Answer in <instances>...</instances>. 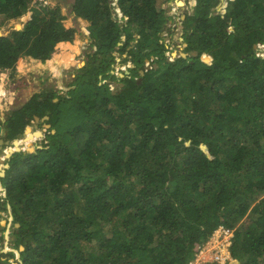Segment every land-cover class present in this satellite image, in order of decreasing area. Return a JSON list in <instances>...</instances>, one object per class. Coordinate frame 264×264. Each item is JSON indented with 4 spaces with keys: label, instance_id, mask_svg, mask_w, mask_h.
<instances>
[{
    "label": "trees",
    "instance_id": "trees-1",
    "mask_svg": "<svg viewBox=\"0 0 264 264\" xmlns=\"http://www.w3.org/2000/svg\"><path fill=\"white\" fill-rule=\"evenodd\" d=\"M116 1H74L96 50L67 93L43 89L6 121L27 144L2 178L23 264H187L220 226L236 228L239 264H264V0H192L173 60L164 0ZM28 11L0 35V68L60 48L39 66L61 78L78 29L38 0H0V27ZM116 51L133 63L121 77ZM36 116L51 125L42 148V133L22 138Z\"/></svg>",
    "mask_w": 264,
    "mask_h": 264
},
{
    "label": "rangeland",
    "instance_id": "rangeland-1",
    "mask_svg": "<svg viewBox=\"0 0 264 264\" xmlns=\"http://www.w3.org/2000/svg\"><path fill=\"white\" fill-rule=\"evenodd\" d=\"M38 1L42 5H46V6H50V7L59 6L61 8V14L65 16V18L63 19V22L66 25H73L74 27H76L78 29L75 43L79 42L80 52H79V54H77V57H76L78 61L76 63H74L75 65H73L69 68H65L63 70L64 71L63 76L61 78H59L48 67H44V68L40 67L39 66L40 62L36 63V64H35V62H33V64H28L27 67L30 68V70L26 69L25 73L23 75V78L20 79L18 84L14 85V87L19 88V92H21V94H22V96H21V94H19V96L17 97L16 100H27V97L30 95V93L34 95L37 92H39L40 90L42 91L43 89L54 90L55 92L59 93L60 95L67 93V91L71 88L70 84L73 83L77 74L80 73V69L87 63L88 54L93 53L96 50V47L91 45L92 40L90 38V31H89L90 22L81 18V17L76 16V13L74 12V9H73L74 0H46V2H45V0H43V1L38 0ZM162 1L163 0H159L158 3H161ZM191 1L192 0H171V1L164 0V2L162 3V8H164L167 11V15L173 17L172 20H170V23H169L167 29L164 30L162 33V35L165 37L166 42H169V46H170L169 49H171V52L167 53L169 56V60H173L178 55H181V53H185L184 48H185L186 44H185L184 38H183L184 27H183L182 21L185 19V16H186L185 12L186 11H188L190 13L193 12V8L190 6ZM225 2L226 1H224L223 4H221L219 7L220 9H222L221 10V11H223L222 13H224L223 7L226 5ZM112 3H113V5H117L116 0H112ZM118 11H119V15H123L120 12V10H118ZM25 20H26V15H23L22 17H20V21L16 24V27L19 29H22L24 26ZM2 27L4 28V30H3V28L0 27V31L3 33H8L9 31H11L12 27H14V26H12L10 29H7V27H5V26H2ZM170 41H171V43H170ZM59 50H60V48H58L56 50V52H54L52 54V57L49 60H47L46 62H43L41 64L47 66L48 62L51 59H53L55 53H57ZM114 54L117 55V58H116L117 62L114 64V66H115L114 72L121 77L122 74L124 75V73L129 72L128 69H129V67L133 66V63L130 61H128V62L122 61L123 58L127 57V53H123V56H121V53L116 51V52H114ZM184 57H186V56H184ZM146 65L150 66V61H147ZM19 66H20V64H18V67ZM62 82L65 83L66 85H68L67 88L64 87ZM112 88H116V85H114V83L112 85ZM29 90H30V93H28ZM58 112H59V110H58ZM72 113L73 112H67L65 114L61 113L60 115H58L59 117H58V120L56 123L57 127L64 125L68 121L71 122V119H73ZM41 119H39L37 125L34 123V121L31 122V125L33 126L35 133L42 132L43 135L45 136L48 129H50L51 125L48 123H45L46 120H41ZM44 136H42V138H35L36 141H34L33 143L38 145V146H42V143L45 141ZM21 147H20V149H21ZM6 151L8 152V150H6ZM31 152H35V150L34 151L32 150ZM1 173L4 174L3 171ZM0 199H1V197H0ZM3 209H5V208H3ZM12 212H13V210H12ZM15 223L16 222H15V217H14L13 218V224L10 227V231H11L10 235L13 236V240H12L11 244H9L10 245L9 247L11 249L5 250L7 242L5 243L4 234L3 233L1 234V237H0V264H13V263H18L19 259L22 260V257L18 256V254L16 253V251H18V250L20 251V246H19V248H17L18 246L15 245V243H14V240H16L14 231H15V227H17L15 225ZM2 231L3 232L6 231L5 227L2 228ZM232 233H233V235L231 237V243L229 245V247H231V249H232L233 241L235 238L236 228L232 229ZM218 235H219V231L216 230L215 233H213V235L208 239L209 241L207 243L212 242L213 239L214 240L218 239L219 244H221V245L223 244V246L227 247L226 241L223 240V236L219 237ZM21 246H23V245H21ZM231 249H230V251H231ZM11 252H14L15 256L11 255ZM21 254H22V251H21ZM22 262H23V260H22ZM233 262L235 264L240 263L237 259H235L232 256V252H231V257L226 260L225 264H232Z\"/></svg>",
    "mask_w": 264,
    "mask_h": 264
},
{
    "label": "crops",
    "instance_id": "crops-1",
    "mask_svg": "<svg viewBox=\"0 0 264 264\" xmlns=\"http://www.w3.org/2000/svg\"><path fill=\"white\" fill-rule=\"evenodd\" d=\"M24 15H26V20L24 22V24H25L29 20V17L32 15V11H28L27 14H24ZM19 21H20V17L15 18V19H10L6 23V25H4V26L7 27V29H10L12 26H14V27H12L11 31L14 29L18 30L19 28L16 27V24ZM1 28H3V27H1ZM3 30H4V28H3ZM2 33L3 32L0 31V34H2ZM8 33H3V34H8ZM68 43L72 44L71 42H68ZM33 62H35V64L39 63V62L43 63L41 60L34 59L31 56H25L24 58H21L19 60L18 64H20V66L18 67V64H17L18 68L16 67V70L0 68V125L3 127L2 131L4 133V135L0 134V147L2 145L1 141L3 140L4 141L3 149L8 150V152L6 151L7 153H6L5 157L9 156L13 152V150H15V148H14L15 144H13V146H12L11 140L7 136L6 121L8 119V116L12 113V111H14L17 108L22 107L33 97V94H31L30 90H29L28 93H30V95L27 97V100H16L17 97L19 96V94H21V92H19V88L14 87V85L18 84L20 79L23 78V75H24L26 69L30 70V68H28L27 65L33 64ZM21 96H22V94H21ZM39 119L35 118L34 123L36 125H37ZM43 119H44V117L41 120H43ZM30 126L33 129V126L32 125H30ZM26 137H27V134H24V136L22 138L24 139ZM40 138H42V137H40ZM7 141H10V144H7L6 143ZM12 142H13V140H12ZM26 145L27 144L24 143L22 145L21 149H23V146H26ZM10 162H11V158L10 159L5 158L4 161L0 162V197H1V199H0V202H1L0 203V237H1L2 233L5 236L4 237L5 243L7 242L5 250L11 249L9 247L10 246L9 244H11V242L13 240V236L10 235L11 234L10 227L13 224L12 216H14V213L12 212V210H10L9 206H7L6 209H3V203H4V198L6 196V191L4 188V180L2 178L5 177V175L7 173L8 166L10 167ZM2 171L5 175L1 173ZM7 221H8V224L6 223ZM3 227H5V229H6V231H4V232L2 231ZM7 233H8V235H6ZM18 256H19V254H18Z\"/></svg>",
    "mask_w": 264,
    "mask_h": 264
},
{
    "label": "built area",
    "instance_id": "built-area-1",
    "mask_svg": "<svg viewBox=\"0 0 264 264\" xmlns=\"http://www.w3.org/2000/svg\"><path fill=\"white\" fill-rule=\"evenodd\" d=\"M43 1V0H40ZM46 2V0H45ZM223 12V11H222ZM122 17V15H120ZM256 52L258 56L264 57V42H258L256 46ZM149 65V64H148ZM4 197V196H3ZM233 229V228H232ZM232 229L225 226H220L219 237L223 236V240L226 241L227 247L223 244H219V240H214L210 243H204L200 248L196 258L190 260L187 264H225L226 260L231 257V237L233 235ZM215 233V232H214Z\"/></svg>",
    "mask_w": 264,
    "mask_h": 264
},
{
    "label": "water",
    "instance_id": "water-1",
    "mask_svg": "<svg viewBox=\"0 0 264 264\" xmlns=\"http://www.w3.org/2000/svg\"><path fill=\"white\" fill-rule=\"evenodd\" d=\"M1 35H3V33L1 34ZM181 55H183V56H187L188 54L187 53H181ZM194 55H196V53H194ZM155 66H157V65H155ZM149 68H151V66H147V69H149ZM144 72H145V70H142L141 71V73L142 74H144ZM122 76H124L123 74H122ZM114 85H117V82L115 81L114 82ZM122 85V84H121ZM36 119H39V117L38 116H36L35 117ZM47 119H49V116H44V119L43 120H47ZM2 129H3V127L0 125V134H2V135H4V133H3V131H2ZM29 129H32L31 128V126H28L27 128H26V131H25V134H27V136H28V130ZM40 134L42 133V132H39ZM42 136H44L43 135V133H42ZM11 140V139H10ZM2 143V145H1V147H0V162L1 161H4L5 160V158H4V156L6 155V150H4L3 149V146H4V141L2 140L1 141ZM7 144H10V141H7L6 142ZM13 144H15L14 142H12V140H11V145L13 146ZM39 148H42V146H38ZM30 148V147H29ZM31 149V148H30ZM30 149H28V152H31L32 150H30ZM22 149H18V150H14L9 156H6V158H12L13 157V155L16 153V152H19V151H21ZM34 150H36V148L34 147L33 148V151ZM8 168H9V166H8ZM5 175V174H4ZM5 188V191H6V196H7V189H6V187H4ZM7 206H9V208H10V210H12V206H11V204H8ZM13 218H14V216H12V220H13ZM7 224H8V221L6 222ZM6 224V225H7ZM15 225L17 226V227H19L20 226V223H15ZM25 248H24V246H20V251L18 250V251H16V253L17 254H19V256H21V251H23ZM20 262V261H19ZM17 263V264H20V263ZM22 262V261H21ZM13 264H16V263H13Z\"/></svg>",
    "mask_w": 264,
    "mask_h": 264
},
{
    "label": "clouds",
    "instance_id": "clouds-1",
    "mask_svg": "<svg viewBox=\"0 0 264 264\" xmlns=\"http://www.w3.org/2000/svg\"><path fill=\"white\" fill-rule=\"evenodd\" d=\"M43 6H46V5H43ZM223 8H224V7H223ZM220 10H222V9H220ZM257 44H258V43H257ZM257 44L255 45V48H256ZM23 149L25 150V149H27V148H26L25 146H23ZM23 149H22V150H23ZM4 158H6V157L4 156ZM6 197H7V196H5V198H6ZM5 198H4V199H5Z\"/></svg>",
    "mask_w": 264,
    "mask_h": 264
},
{
    "label": "bare ground",
    "instance_id": "bare-ground-1",
    "mask_svg": "<svg viewBox=\"0 0 264 264\" xmlns=\"http://www.w3.org/2000/svg\"><path fill=\"white\" fill-rule=\"evenodd\" d=\"M65 68H63V70H64ZM34 141H36L35 139H34ZM24 143H26L25 141L23 142V144ZM15 149L17 148V145L15 144V147H14ZM6 235H8V233L6 234ZM17 264V263H16Z\"/></svg>",
    "mask_w": 264,
    "mask_h": 264
},
{
    "label": "flooded vegetation",
    "instance_id": "flooded-vegetation-1",
    "mask_svg": "<svg viewBox=\"0 0 264 264\" xmlns=\"http://www.w3.org/2000/svg\"><path fill=\"white\" fill-rule=\"evenodd\" d=\"M19 261H20V262H19ZM19 261H18V262H19L20 264H23V262H21L22 260L19 259Z\"/></svg>",
    "mask_w": 264,
    "mask_h": 264
}]
</instances>
